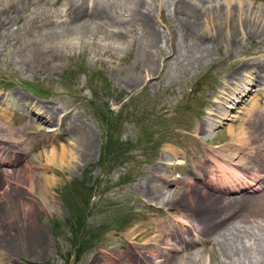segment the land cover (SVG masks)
I'll return each mask as SVG.
<instances>
[{
    "label": "rangeland",
    "instance_id": "1",
    "mask_svg": "<svg viewBox=\"0 0 264 264\" xmlns=\"http://www.w3.org/2000/svg\"><path fill=\"white\" fill-rule=\"evenodd\" d=\"M51 1L49 8L36 5V16L40 17L34 20L33 25L28 23L29 19L24 26L20 22L18 27L21 28L17 33L9 37L5 35L4 42L0 44V108H4V103L8 104L12 118L5 125L10 126L13 121L15 124L10 129H23V137L27 142L25 147L28 148L36 142L42 144L44 141L41 138L46 139L44 134L49 136L45 140L47 144L30 149L18 164L7 168L4 166V169L14 167L26 171L24 166L29 162L34 165L48 164L51 158L47 152H50L54 141L60 138L70 150L73 142L65 138L70 121L83 125L93 138L94 149L88 160L74 159L67 167V163L58 164V161H54H68L65 150L60 147L61 142H55L58 155L52 157L54 163L51 161L48 166L56 164L62 168L54 167L47 172L48 176L56 180L50 190L55 199L54 208L33 199L30 200V206L36 211L32 213L24 209L26 212H23V216L18 212L21 198L16 192L11 194L14 202L8 206L3 203L5 196L0 195V224H10L8 226L21 235L16 237V243L24 241V232L29 226L39 228L45 234L43 249L36 254L24 249L14 258L15 262L11 259L8 264L107 263L111 260L110 254L125 253L130 232L137 234L138 229L147 225L146 233H142L136 242H131L142 244L154 235L156 222L183 220L182 215L174 212L169 205L157 206L155 202H149L142 190L157 193L165 200L174 193L173 184L154 179L153 175L159 169H163V174L170 176V179H194L199 187H203L196 177L177 167V159L183 156L191 160L206 159L209 148L230 141L228 130L232 116L238 115L252 99H264V38L244 37L241 34L234 47L223 43L211 49L210 57L203 58L197 38L179 29L170 5L172 1L155 0L163 14L153 9L155 19L151 25L159 32L162 42L161 51H153L157 73L149 77L140 72L142 60L137 53V46L144 34L138 26L134 29V26L129 25L123 30L126 36L124 42L104 40L102 36H74L54 42L40 39L38 36L44 31L41 29L44 22L63 20L55 14L61 9L53 5L57 0ZM112 1L115 3V0ZM190 1L199 3L198 0ZM222 1L217 0L219 4ZM121 2L117 0L115 3L117 13L123 10ZM240 2L244 9H254L253 14L256 9H260L264 15V0ZM244 3L249 4L245 6ZM222 4L223 12L229 13L231 6L225 5V2ZM237 7L234 6L236 10ZM243 12L250 11L242 9V15ZM16 28H11V32ZM203 29L208 30V27L204 26ZM131 42L133 46L129 48ZM167 45L171 48L168 55L173 54L168 59L165 56L170 51ZM35 49L46 55L45 61H32L31 52ZM250 57L256 58L253 62L255 66L260 62L263 67L255 69L252 65L241 69L236 61H247ZM239 71L240 79L232 80V76ZM134 80L136 83L129 85ZM245 93L249 95L243 105L240 101ZM19 96H24V99L21 100ZM51 103L61 110V115L57 120L46 123L49 117L37 110L35 104ZM67 108L71 110L70 120L64 114ZM206 139H214L215 142L209 143ZM15 155L19 157L22 153ZM25 175L22 179L28 182ZM247 176L250 177L249 174ZM239 178L230 180L233 185L223 184L225 179L221 178L215 189L223 185L235 190V181H239ZM251 186L259 187L253 183L248 185ZM248 187L240 192L229 191L221 195L227 201L237 202L240 198H253L261 193ZM22 191L26 197H30L26 190ZM13 211V218L6 220L11 217L9 212L12 214ZM253 232L256 238L261 236L258 228H254ZM197 236L195 231L184 235L182 239L186 244L193 242ZM253 239H243L239 242L240 247L254 253L257 240ZM170 243L175 244V240L171 238ZM205 248L210 250L211 246L195 244L192 250L196 253L182 264H225L221 257L217 260L208 253H198ZM128 250L136 260L135 249ZM145 251L142 248L140 254H143L140 256L147 257ZM157 258L154 261L163 260Z\"/></svg>",
    "mask_w": 264,
    "mask_h": 264
},
{
    "label": "bare ground",
    "instance_id": "2",
    "mask_svg": "<svg viewBox=\"0 0 264 264\" xmlns=\"http://www.w3.org/2000/svg\"><path fill=\"white\" fill-rule=\"evenodd\" d=\"M154 1L155 0H122L123 3L121 2V7L123 10H121V13H117L115 10L117 6V4L115 6V3H117V0H115V3L112 0H57L53 5L55 7L58 5L61 9L55 14L58 19L63 18V20L61 19L60 22H58V20L44 22L41 26V29L43 28L42 30L44 31L40 33L38 37L45 42H54L57 39L67 40L74 36L93 38L102 36L104 40L116 39V41L119 40L118 42H124L123 38L126 36L123 30L129 25H131V27L134 26V29L135 26H138L140 32L144 34L137 46V53L142 60L140 72L150 77V75H156L157 73V68L154 65L155 53L153 54V51L160 50V44L162 42L159 32L151 25V22L155 19V13L152 11L153 9L157 10L158 14H163L160 7L155 4L156 1ZM171 1L172 3L170 5H172L173 15L178 22L179 29L184 34L194 35L197 38L201 45L203 58L210 57L211 49H214V47L218 48L224 44L229 47H234L235 43L238 41V36L241 34L244 37L264 38L263 12L260 11V9H256L253 14L254 9L251 7L244 9L241 7L240 1L242 0H223L220 2L221 4L225 2V5L228 7L231 6L229 13L223 12V4H219L217 0H198V4L192 3L190 0ZM50 3H52L51 0H0V44L4 42L5 35L9 37L10 34L17 33L21 28L18 27L20 22H23L21 26H24L27 19H29L28 23L33 25L34 20L38 17L35 12L37 8L36 5L41 4L43 7L49 8L48 4ZM246 4L244 3L245 6H248L249 3ZM235 5L238 6V10L234 8ZM242 9L243 11L250 12H243L242 15ZM225 15L226 18L224 17ZM14 26H17V28L15 30L13 29L14 31L11 32V28ZM204 26H207L208 30H204ZM127 29L129 30L130 28ZM173 39L175 41L176 36ZM165 41L167 42L168 40ZM54 46L58 45L55 44ZM132 46L133 43L131 42L129 48ZM167 47L170 50L165 54L168 59L173 56V54L168 55L171 52V48L169 45H167ZM157 53L158 52H156V54ZM249 55L250 53L248 56ZM44 56L46 55H43L38 49L31 52L32 61L35 62L45 61L46 59ZM255 60L256 58L250 57L247 61L237 60L236 62L239 63L241 69H246L252 65L255 69L256 67L262 68L263 64L260 62L257 63V66L253 64ZM138 63L137 61V65ZM234 75L231 78L232 80L240 79V71L237 72L235 76ZM134 82L136 83L135 80L131 81L129 85H133ZM248 95L247 93L243 96L240 104L244 105L246 103ZM19 98L22 100L24 96H19ZM260 102L262 103L260 104ZM4 104H1L4 108H0V195H3V197L5 196L3 203H5L6 206L9 204L12 205L14 198H11V194L16 192L18 198H21V209L18 212L23 216H25L23 212H26L28 209L29 212L32 213L36 211V209L33 210L32 205L30 206L33 199H35V202L39 201L42 205L54 208L56 205L55 199L50 190L55 185L56 180L48 176L47 172L55 169L54 167L62 168L56 164L48 166L52 161V157L56 154L58 155L57 143L55 142H61L60 147L63 151L65 150L64 152L66 153L68 161H61L60 159L54 161H58V164L67 163L66 165L68 167L74 159L88 160L90 158L94 149L93 138L84 130L82 124V126H80L77 124L78 122L71 123L70 121L68 130L65 133L67 141L73 142L70 150L66 148L67 145L63 144L60 138L54 141L53 145H51L50 152H47L49 153V158H51L47 161L48 164L35 163L36 165H34L32 162H29L24 166L26 171L14 167L12 169H4V166L7 168L18 164V161L22 159L24 154H27L30 149L47 144L45 140L49 138V136L44 134L43 137L46 139L41 138L42 141H44L42 144L36 142L33 147H25L27 142L23 137L24 130L16 128L10 129V126L15 124L13 121L10 122V126L5 125L12 118L10 117L8 104ZM35 105L37 106V110L49 117L46 123L57 120L59 115H61V110L57 106L52 105V103L51 105ZM64 114L70 120L71 110L67 108ZM232 118V123L228 130V134L231 138L229 142L220 141L227 143L222 146L216 145L214 148H209L208 152H206V159L204 160L202 158V160H191L186 156L177 159V167L183 170V172L186 170L187 173L196 177L197 181H199L203 187H199L197 182L193 181L194 179H170V176L163 174V169H159L156 175H153L154 179H156V181L159 180L173 184L174 193L165 200L157 196V193L152 194L153 192L150 193V191L142 190V193L145 195L144 197L147 198L149 202H155L157 206L169 205L174 209V212L182 215L181 217L184 221L181 219H172L156 222L154 235L145 240L142 244H131V242H136L142 233H146L147 225H144L142 226L143 228L141 227L142 229L137 230V234L133 232L129 233L130 238H127L128 242L125 253L121 252L120 255L112 253L110 254L112 261L109 260L107 263L94 261L91 264H182L184 260L191 259L196 253L192 250L195 244L210 245V250H208L209 248H205L198 253H208L209 256L212 255L217 260H220L221 257L225 264H264V99L262 97L256 98L255 100L252 99L248 106L243 107L239 111V114L233 115ZM206 141L213 143L214 139H206ZM63 151H61V153ZM18 153H22V155L16 157L15 154ZM46 158H48L47 155ZM1 167H3V169ZM227 173L230 176L227 175ZM24 174H26L24 177L28 178V182H24V179H22ZM247 174H249L250 177H248ZM221 178L225 179V181L222 182L223 184H232L230 181L231 179L239 178V181H235V190H231L223 185L219 186L216 190L215 185L219 183ZM252 183L257 184L259 187H248V185H252ZM245 187H248V189H255L253 191L261 193H258L253 198H240L237 202L227 201V199L221 195L229 191L240 192ZM154 188L156 189V187ZM227 188L229 190H225ZM22 189L26 190L30 197H26ZM13 213L14 211L12 214L9 212L11 217L6 218V220L12 219ZM186 213H190V215ZM8 225L10 224H0V264H8V261L14 259L19 252L24 249L28 250L29 253L31 252V254H36L37 251L44 248L45 234L43 230L29 226L24 232L26 235L24 241L16 243L18 242L16 237L20 234L15 233L16 230H13V227ZM254 228L260 230V237L256 238L253 235ZM195 231L199 236L194 237L195 240L193 242H185L186 244H184V239H182V237ZM252 237L257 240L255 242L256 247L254 253L250 250H244L239 244L243 239H252ZM171 238L175 240V244L170 243ZM133 246H135V248H133ZM142 248L146 249L145 252L148 253L147 257L140 256L143 254H140ZM128 249H135L134 254H136V260L133 259V255H131ZM136 250H139V252H136ZM128 253L130 256H128ZM157 257L163 258V260L159 262L154 261V258Z\"/></svg>",
    "mask_w": 264,
    "mask_h": 264
}]
</instances>
